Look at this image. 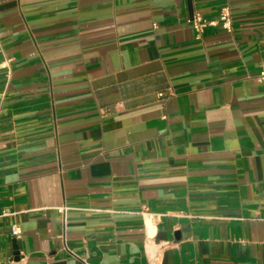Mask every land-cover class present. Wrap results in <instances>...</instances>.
Instances as JSON below:
<instances>
[{
    "label": "crops",
    "instance_id": "1",
    "mask_svg": "<svg viewBox=\"0 0 264 264\" xmlns=\"http://www.w3.org/2000/svg\"><path fill=\"white\" fill-rule=\"evenodd\" d=\"M263 63L264 0H0V264H264Z\"/></svg>",
    "mask_w": 264,
    "mask_h": 264
},
{
    "label": "built area",
    "instance_id": "2",
    "mask_svg": "<svg viewBox=\"0 0 264 264\" xmlns=\"http://www.w3.org/2000/svg\"><path fill=\"white\" fill-rule=\"evenodd\" d=\"M188 22L191 24L194 31L196 32V37L198 39H200L203 36L206 28L210 26L220 25L223 29L227 31H231L232 24H233L232 10L229 5L222 7L220 14L218 16V19L216 20H209L205 18L204 16H202L201 14L196 13L193 17L188 19ZM257 80L260 82L264 81V63L262 64V68H261L260 74L257 77ZM163 95H164L163 93L160 94V96H163ZM67 210L68 208L66 207L61 209V211L65 213L64 215H66ZM21 232L22 231L18 225L13 226L12 228L13 236L19 237L21 235Z\"/></svg>",
    "mask_w": 264,
    "mask_h": 264
}]
</instances>
